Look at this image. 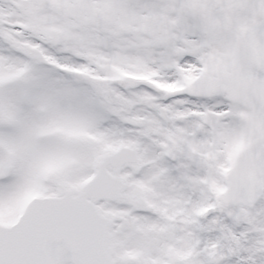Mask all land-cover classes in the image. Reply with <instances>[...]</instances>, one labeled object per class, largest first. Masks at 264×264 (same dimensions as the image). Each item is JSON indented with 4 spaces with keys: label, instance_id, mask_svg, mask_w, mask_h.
<instances>
[{
    "label": "snow or ice",
    "instance_id": "snow-or-ice-1",
    "mask_svg": "<svg viewBox=\"0 0 264 264\" xmlns=\"http://www.w3.org/2000/svg\"><path fill=\"white\" fill-rule=\"evenodd\" d=\"M0 264H264V0H0Z\"/></svg>",
    "mask_w": 264,
    "mask_h": 264
}]
</instances>
